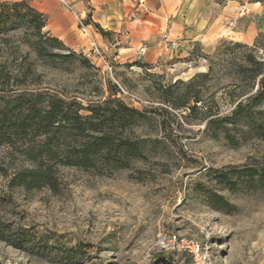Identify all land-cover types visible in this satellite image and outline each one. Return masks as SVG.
I'll return each mask as SVG.
<instances>
[{"label": "rangeland", "instance_id": "374dc122", "mask_svg": "<svg viewBox=\"0 0 264 264\" xmlns=\"http://www.w3.org/2000/svg\"><path fill=\"white\" fill-rule=\"evenodd\" d=\"M114 1L119 28L101 35L93 25L105 44L99 52L67 45L77 54L67 62L31 53L28 87L82 106L103 107L110 96L109 106L138 110L142 116L113 121L111 129L115 142L137 149L113 151V162L97 168L60 166L56 190H26L8 180L34 164L20 150L36 136L0 144V264H195L189 251L161 249L163 236L198 243L199 264H264V179L229 175L230 188L215 178L264 166V100H246L264 76V0L256 12L254 0H233L231 18L241 4L250 12L233 25L218 21L225 28L206 38L195 23L189 34L167 35L168 20L143 19L147 6L138 0ZM193 1L176 0L175 14L212 21L230 0H210L203 10ZM242 21L256 24L251 42L233 32ZM141 45L147 49L137 58ZM85 56L93 65L82 62Z\"/></svg>", "mask_w": 264, "mask_h": 264}, {"label": "trees", "instance_id": "16d2710c", "mask_svg": "<svg viewBox=\"0 0 264 264\" xmlns=\"http://www.w3.org/2000/svg\"><path fill=\"white\" fill-rule=\"evenodd\" d=\"M257 1L260 0H254ZM47 24L48 16L33 6L31 0H0V144L10 145L15 139L36 136V142H28L20 150L34 164L16 169L8 180L10 186L26 190L42 187L56 190L60 166L97 168L113 162V151L119 152L121 148L135 151L137 147L128 140L114 141L112 123H129L134 115L142 116L138 110L115 100L114 106H109L113 102L110 96L103 101V107L82 106L29 88L35 77L27 61L29 54L61 62L77 57L74 50L46 29ZM93 25L101 35L108 33L98 23ZM81 60L86 65L91 63L86 56ZM246 100L251 106L264 100V76L259 79L257 92ZM242 107L239 101L233 115H239ZM81 110L88 113L81 114ZM229 175L237 179H264V166H246L222 172L215 178L231 188L235 181ZM218 199L217 203L228 205L222 197Z\"/></svg>", "mask_w": 264, "mask_h": 264}, {"label": "crops", "instance_id": "0c3cea01", "mask_svg": "<svg viewBox=\"0 0 264 264\" xmlns=\"http://www.w3.org/2000/svg\"><path fill=\"white\" fill-rule=\"evenodd\" d=\"M135 3L136 0H123ZM138 7L141 5L147 6V13L144 14L143 19L151 18L154 22L160 24L161 20L167 19L166 28L164 31L167 35L170 33H177L179 35L189 34L188 26L190 24H197L198 28H202L206 31L203 33L204 38L213 35L216 31L223 30L225 26L219 25L218 21L224 18L228 20L235 13V7L228 1L220 12L219 17H214L212 21L205 19L203 17H192L191 15H184L183 12L175 14L176 0H158L159 5L156 7L155 0H138ZM195 1V2H194ZM196 10H203L204 6L210 5V0H194ZM72 7L76 10L77 16L81 20H85L83 29L78 28L81 34L75 32L74 23L68 14H70L64 7H62L56 0H31L33 6L38 10L44 12L48 16V24L46 28L59 39H61L66 45L75 48L81 47L83 51L91 50L92 41L96 44H104L101 39V35L94 30L93 23H98L104 30L108 29L111 31H116L119 28L118 19L115 17L114 5L116 4L114 0H70ZM201 2V3H200ZM199 5V8H197ZM251 9L253 11H258L259 3H250ZM201 7V8H200ZM68 13V14H67ZM130 21L128 23H132ZM126 23V22H125ZM205 24L208 28H205ZM253 21H242L237 25L236 31H233L238 39L245 42H251L258 30ZM129 32V31H127ZM192 33V32H191ZM196 32L194 34H198ZM82 35H86L89 38V43L83 42ZM178 37V35L176 36ZM177 39V38H176ZM129 49V48H127ZM163 48L160 49V52Z\"/></svg>", "mask_w": 264, "mask_h": 264}, {"label": "built area", "instance_id": "2783aa9c", "mask_svg": "<svg viewBox=\"0 0 264 264\" xmlns=\"http://www.w3.org/2000/svg\"><path fill=\"white\" fill-rule=\"evenodd\" d=\"M62 7H64L77 21V24L80 25V28L83 29V25L81 23V19L77 16L76 12L74 11L72 4L70 0H56ZM250 12V8L247 7L245 4H241L236 12V16L233 18H230L228 20L230 25H233L236 23V20L242 16L247 15ZM171 48H174L176 46V41H171L169 44ZM147 49V45H141L136 50V57L140 58L144 55L145 51ZM91 51L94 53L99 52L98 44L92 41L91 45ZM104 67L107 71L111 72V65L106 61L105 59L102 60ZM158 245L163 250H186L193 254V257L195 259V264H199V261L201 259L200 256V248L198 243L192 241V240H186V239H178L176 237H167L163 236L159 239Z\"/></svg>", "mask_w": 264, "mask_h": 264}]
</instances>
